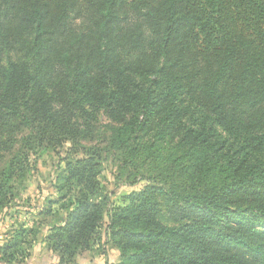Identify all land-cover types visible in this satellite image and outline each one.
<instances>
[{"label": "trees", "instance_id": "trees-1", "mask_svg": "<svg viewBox=\"0 0 264 264\" xmlns=\"http://www.w3.org/2000/svg\"><path fill=\"white\" fill-rule=\"evenodd\" d=\"M104 148L155 174L121 206ZM43 149L64 150L38 214L63 211L41 239L57 264L107 244L121 264H264V0H0V219Z\"/></svg>", "mask_w": 264, "mask_h": 264}, {"label": "rangeland", "instance_id": "rangeland-1", "mask_svg": "<svg viewBox=\"0 0 264 264\" xmlns=\"http://www.w3.org/2000/svg\"><path fill=\"white\" fill-rule=\"evenodd\" d=\"M101 146L104 147L105 145ZM103 150L98 180L102 193L107 196L111 205H123L126 196L152 184L146 178H149L151 174L155 175L153 171L141 170L139 173H135L130 167L124 169L122 168L123 156L120 151L108 148ZM63 156L64 150L54 152L48 149L40 150L31 156L26 180L21 185H16L18 195L12 202L10 209L5 211L4 216L0 219V245L18 227H34L39 231L40 235L36 239L38 241L32 242L33 246L29 251V257L23 264H48L50 261L45 257L49 250L42 240L47 234V226L54 222L58 223L63 211L60 209V204H53L51 210L54 215L47 216L42 221L43 225L38 223L41 220L38 214L47 210L48 201H55L58 196L53 186L59 171V158ZM161 208L162 219L166 225L171 226L172 223L168 218L169 214L165 202H161ZM94 260L97 263H94ZM120 262L119 252L112 245L107 244L98 251L77 257L73 264H121ZM0 264L11 263H6L0 259Z\"/></svg>", "mask_w": 264, "mask_h": 264}, {"label": "crops", "instance_id": "crops-1", "mask_svg": "<svg viewBox=\"0 0 264 264\" xmlns=\"http://www.w3.org/2000/svg\"><path fill=\"white\" fill-rule=\"evenodd\" d=\"M45 257H46L48 260H50L48 264H57V262H58V258H57L56 256H54V255L52 254V252H50V251L47 252V254H46ZM98 261H100V260H98ZM94 263H97V262H95V260H94Z\"/></svg>", "mask_w": 264, "mask_h": 264}]
</instances>
